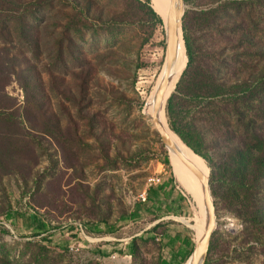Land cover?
<instances>
[{
	"label": "rangeland",
	"instance_id": "1",
	"mask_svg": "<svg viewBox=\"0 0 264 264\" xmlns=\"http://www.w3.org/2000/svg\"><path fill=\"white\" fill-rule=\"evenodd\" d=\"M10 1L0 0V264H157L170 256L160 242L164 227L197 241L203 205L200 215L171 159L169 169L161 162L168 150L142 112L161 77L154 55L165 47V41L151 40L159 23L144 0ZM183 19L195 49L204 55L214 51L221 82L241 71L252 73L264 98V0L184 1ZM226 60L229 72L222 66ZM217 94L213 111H206L202 97L190 109L217 141L210 148L212 256L236 264L232 249L245 242L244 225L233 193L234 168L224 151L229 152L226 141L243 134L241 121L251 125L255 118L264 134V103L255 111L240 98L236 113L227 103L239 99L236 88L221 86ZM159 164L168 175L174 171L187 211L151 232V215L139 207L137 218L129 214ZM241 197L248 201L242 191ZM31 215L65 225L40 233L28 229ZM131 240L135 255L127 252ZM263 249L243 250L248 259L240 263L262 264Z\"/></svg>",
	"mask_w": 264,
	"mask_h": 264
},
{
	"label": "trees",
	"instance_id": "2",
	"mask_svg": "<svg viewBox=\"0 0 264 264\" xmlns=\"http://www.w3.org/2000/svg\"><path fill=\"white\" fill-rule=\"evenodd\" d=\"M150 1L151 0H144L147 12L156 23H159V29L155 30L151 40L155 44H159L165 41L163 22L160 15L156 14L151 8ZM184 1L189 2L192 0ZM8 2L12 3L10 0H8ZM189 29L190 27L187 21L183 19L182 32L187 56L186 67L176 83L174 90H170L166 95L167 98L172 91L167 100L165 98L166 104L164 102V113L167 118L166 123L168 127L176 133L192 151L201 156L206 163L210 165L211 144H216L217 141H214V139L209 136L207 127L196 120V117L191 112L190 103L202 97L205 99L206 111H213L214 108L217 107L215 98L218 96L217 91L221 86L228 89L236 88L238 96H240L239 99L233 102L227 101L228 105H230L231 109L236 113H238L239 110L238 100H240V98L244 97L242 103L253 108L255 111H261L259 105L264 103V98L259 94L260 89L258 82L253 79L254 74L252 73L241 71L237 73V76H235L232 81L228 82L224 80L221 82L216 73L219 71V65L213 62L214 51L211 49L208 50L206 53L207 55L197 51L195 47L198 46V44L196 45L193 41ZM164 52L165 47H161L156 50L154 55V60L158 59V63L161 65L160 70L163 64ZM198 58L201 59L200 65L195 66L196 59ZM222 66L229 72L231 67L230 61H224ZM31 81V79L24 80L25 91H28L26 83H30ZM247 92L248 96L246 97ZM36 102H34V104L38 105ZM240 123L244 124L243 134L238 135V140L236 141H226L229 152L226 149L224 151L228 162L227 165L232 169L234 168V174L232 176L237 186L233 185V193L236 195V204L240 206V209L237 210L238 218L244 225L240 235L246 242L237 244L238 251L236 248L232 249L234 254H236L233 257V259L237 261L236 264H243L240 262L248 259L247 256L242 253L243 250L248 251L257 246L264 248V134L261 133L260 130H262V127L255 118L251 119V125H247L242 121ZM169 159L167 155H164L161 161L168 169L171 168ZM210 168L209 183L212 189L214 177L211 165ZM169 179L172 181L174 180L173 174H169ZM241 191L246 195L248 201H245V199L241 197ZM187 194L191 198L192 207L201 215V204L198 202L197 197H193L189 193ZM145 200L146 201L136 203V209L129 214L131 218H137L139 216V208L145 212H150V207L147 205V197ZM126 216L127 215H123L122 218H126ZM34 220H37V216H34ZM101 223L108 229L112 228V225L106 220H102ZM44 225L48 228L40 233L61 229L65 224L46 219L42 227L43 229L45 228ZM159 226L160 222L155 223L151 227V232L157 231ZM161 236L162 239L160 242H162V246L169 249L170 256L169 259L160 257L157 264H184L194 245L192 236L182 231L170 233L169 229L166 227L161 231ZM246 244H249L247 248ZM135 247V240H131L127 243V252L135 255ZM213 247L214 235L212 234L204 264H224L219 262L220 259L218 260V258L212 256ZM262 264H264V262H262Z\"/></svg>",
	"mask_w": 264,
	"mask_h": 264
},
{
	"label": "water",
	"instance_id": "3",
	"mask_svg": "<svg viewBox=\"0 0 264 264\" xmlns=\"http://www.w3.org/2000/svg\"><path fill=\"white\" fill-rule=\"evenodd\" d=\"M150 6L153 9V11L156 13L152 5V0L150 1ZM159 7L161 11V16L166 17L165 49H166V64H167V76H168L169 69L171 68L173 61L176 59L179 51V39H178L179 30L182 34V39H183L182 16H183L184 0L161 1V3H159ZM183 43H184V39H183ZM186 61H187V56H186ZM167 76H165V78L162 80L158 90L155 93V99L153 105L154 110H153V114L150 116V119L152 125L154 126L155 130L158 132L160 139L163 145L166 147V149H171L172 151H174V153H176V155L181 160V162L198 178L200 182L202 195H203L204 213H205L204 229L201 237L194 242L191 253L189 254V256L185 261L187 264H204L209 250L210 240L216 224L215 206L210 190L209 174L204 175V173L192 161H190V159L184 154L182 149H180V147L171 138V136L165 130L162 124H160V122L158 121L156 112L159 109V107L162 105L164 95L168 87L169 81ZM169 95L167 96V98L169 97ZM166 100H165V104H166ZM169 163H170V159H169ZM173 176L176 180L174 171H173ZM191 196L194 197V194L191 193Z\"/></svg>",
	"mask_w": 264,
	"mask_h": 264
},
{
	"label": "bare ground",
	"instance_id": "4",
	"mask_svg": "<svg viewBox=\"0 0 264 264\" xmlns=\"http://www.w3.org/2000/svg\"><path fill=\"white\" fill-rule=\"evenodd\" d=\"M161 1H165V0H152V4L154 6L156 13L159 14L160 17L162 18L163 27H164V37L166 38V17L161 16V11L159 7V3H161ZM178 39H179L178 55L176 59L173 61L171 68L169 69V74L167 76L166 49H165L164 59H163V64H162L161 74H160L161 77L159 81L157 82V84L154 85V87L151 89L147 97L146 104L142 108V112L149 118L153 114L155 93L158 90L162 80L165 78V76H167L168 81H169L168 87L165 92L162 105L159 107V109L156 112L158 121L160 122V124H162V126L171 136V138L176 142V144L180 147V149H182V151L190 159V161H192L204 173V175H207L209 170H208V166L205 160L201 156L196 154L194 151H192L189 147H187L186 144L183 141H181L179 137L173 131H171L167 123L164 121V102H165L166 95L170 90V84L173 83L178 78V76L180 75V73L182 72L186 64L185 46L183 43L182 34L180 30L178 32ZM167 150H168V154L170 156L169 158L171 159V164H172V167L175 173L180 177L181 180H183L187 184L189 189L195 195H197L198 199H200V202L202 201V203L200 202L199 203L203 205L202 189H201V185H200L198 178L181 162V160L178 158L176 153H174V151H172L171 149H167ZM144 195H145V192L143 193V196ZM203 208H204V205H203ZM200 232H203V231L201 230ZM184 264H187V263L185 262Z\"/></svg>",
	"mask_w": 264,
	"mask_h": 264
},
{
	"label": "crops",
	"instance_id": "5",
	"mask_svg": "<svg viewBox=\"0 0 264 264\" xmlns=\"http://www.w3.org/2000/svg\"><path fill=\"white\" fill-rule=\"evenodd\" d=\"M151 174H156V176H159L161 181L148 186L145 189L147 205L150 207V212L146 213L153 217L155 223H164L168 220L176 222L178 217L186 215V195L179 187L177 180L176 181L178 184L176 183L175 178L173 181L169 179V175L167 174L163 164H159L158 166L154 167ZM31 216L32 217L28 218L27 222L29 223L28 229L34 228L36 231L41 232L48 228L45 225V228H42L44 224V220L42 218H37V220H34V216ZM10 220L12 219L10 218L8 221ZM167 226L171 227V224H167Z\"/></svg>",
	"mask_w": 264,
	"mask_h": 264
},
{
	"label": "built area",
	"instance_id": "6",
	"mask_svg": "<svg viewBox=\"0 0 264 264\" xmlns=\"http://www.w3.org/2000/svg\"><path fill=\"white\" fill-rule=\"evenodd\" d=\"M160 181H161V179H160L159 176H151V177H149L148 186H151V185H153L155 183H159ZM137 198H138V200L145 201L146 194L144 196H138ZM71 249H72V247H71Z\"/></svg>",
	"mask_w": 264,
	"mask_h": 264
}]
</instances>
